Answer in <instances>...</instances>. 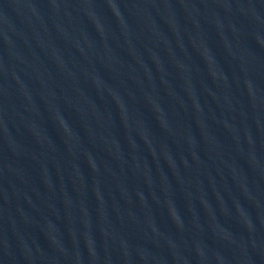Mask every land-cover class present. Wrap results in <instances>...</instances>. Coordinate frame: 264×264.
I'll list each match as a JSON object with an SVG mask.
<instances>
[{
    "label": "water",
    "instance_id": "obj_1",
    "mask_svg": "<svg viewBox=\"0 0 264 264\" xmlns=\"http://www.w3.org/2000/svg\"><path fill=\"white\" fill-rule=\"evenodd\" d=\"M0 264H264V0H0Z\"/></svg>",
    "mask_w": 264,
    "mask_h": 264
}]
</instances>
